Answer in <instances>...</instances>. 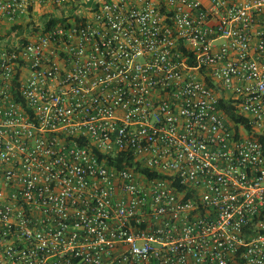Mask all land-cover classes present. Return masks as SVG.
<instances>
[{
  "label": "built area",
  "instance_id": "2783aa9c",
  "mask_svg": "<svg viewBox=\"0 0 264 264\" xmlns=\"http://www.w3.org/2000/svg\"><path fill=\"white\" fill-rule=\"evenodd\" d=\"M16 24L0 264H264V0H0Z\"/></svg>",
  "mask_w": 264,
  "mask_h": 264
},
{
  "label": "trees",
  "instance_id": "16d2710c",
  "mask_svg": "<svg viewBox=\"0 0 264 264\" xmlns=\"http://www.w3.org/2000/svg\"><path fill=\"white\" fill-rule=\"evenodd\" d=\"M61 20H64V19L57 18V17L50 18V19L48 20L47 26H48V25H51V24H55L56 22L61 21ZM15 29H16V30H19V31H18V32H19V35H21V36L23 37L24 34H23L22 25H21V24H16V25H13V26L11 27V29L8 30L6 33H4V34H0V41H3V40L6 39V37H9V36L11 35V32H13ZM34 31L36 32V31H38V29L35 28ZM29 32H30V31H29ZM22 41H23V42H26V41H27V37L24 36V37L22 38ZM206 80H207V82H208L210 85H212V82L210 81V79H209L208 76H206ZM219 105H220V108H221L222 110H224L225 113H226L231 119H234V120L237 121V122L242 121V118H241V117H238L237 114H236V112H235V106L232 105V104L230 103V101L224 97V95H222V96L220 97ZM118 164H120L119 161H118Z\"/></svg>",
  "mask_w": 264,
  "mask_h": 264
},
{
  "label": "crops",
  "instance_id": "0c3cea01",
  "mask_svg": "<svg viewBox=\"0 0 264 264\" xmlns=\"http://www.w3.org/2000/svg\"><path fill=\"white\" fill-rule=\"evenodd\" d=\"M204 2H207V0H203Z\"/></svg>",
  "mask_w": 264,
  "mask_h": 264
},
{
  "label": "rangeland",
  "instance_id": "374dc122",
  "mask_svg": "<svg viewBox=\"0 0 264 264\" xmlns=\"http://www.w3.org/2000/svg\"><path fill=\"white\" fill-rule=\"evenodd\" d=\"M9 38V37H8Z\"/></svg>",
  "mask_w": 264,
  "mask_h": 264
}]
</instances>
